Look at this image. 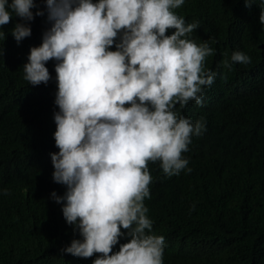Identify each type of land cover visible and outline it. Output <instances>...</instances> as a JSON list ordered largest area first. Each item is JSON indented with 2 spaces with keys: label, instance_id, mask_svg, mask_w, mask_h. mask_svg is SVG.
<instances>
[{
  "label": "clouds",
  "instance_id": "9594fccd",
  "mask_svg": "<svg viewBox=\"0 0 264 264\" xmlns=\"http://www.w3.org/2000/svg\"><path fill=\"white\" fill-rule=\"evenodd\" d=\"M184 3L43 0L41 10L34 0H0V27L19 18L10 33L17 45L31 36L36 17L46 14L50 24L42 43L30 48L23 72L31 86H46L52 79L46 64L55 61L58 152L50 153L51 176L66 190L49 198L80 237L62 253L83 259L100 254L92 264H163L164 237L152 234L144 204L152 182L148 163L159 161L169 177L192 171L182 153L206 130L205 122L182 116L176 105H202L217 76L205 68L214 49L190 39L199 23H186L175 11ZM253 4L264 29V0H245L244 6ZM237 63L251 58L234 51L222 61L229 71Z\"/></svg>",
  "mask_w": 264,
  "mask_h": 264
},
{
  "label": "trees",
  "instance_id": "16d2710c",
  "mask_svg": "<svg viewBox=\"0 0 264 264\" xmlns=\"http://www.w3.org/2000/svg\"><path fill=\"white\" fill-rule=\"evenodd\" d=\"M34 2L43 10V0ZM244 4L185 0L175 10L186 23H199L190 39L214 49L205 68L217 76L202 105H176L182 116L205 122L182 153L192 171L169 177L159 161L148 163L152 182L144 204L152 234L164 237L163 264H264V29L259 8ZM16 22L0 27L6 36L0 39V264H92L100 254L83 259L61 252L80 237L49 198L66 190L51 176L50 153L58 152L55 61L46 64L52 77L46 86L24 79L29 50L50 24L46 14L36 17L31 36L17 45L10 34ZM234 51L251 63L224 68Z\"/></svg>",
  "mask_w": 264,
  "mask_h": 264
}]
</instances>
